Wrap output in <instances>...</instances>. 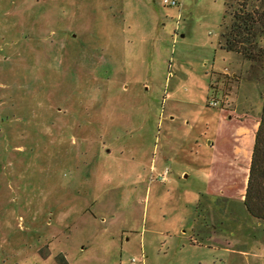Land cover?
<instances>
[{"label":"rangeland","instance_id":"374dc122","mask_svg":"<svg viewBox=\"0 0 264 264\" xmlns=\"http://www.w3.org/2000/svg\"><path fill=\"white\" fill-rule=\"evenodd\" d=\"M163 1L0 0V264H264L243 206L264 82L220 48L262 0L225 21L227 0ZM223 108L250 128L210 148ZM215 157L239 194L195 227Z\"/></svg>","mask_w":264,"mask_h":264},{"label":"trees","instance_id":"16d2710c","mask_svg":"<svg viewBox=\"0 0 264 264\" xmlns=\"http://www.w3.org/2000/svg\"><path fill=\"white\" fill-rule=\"evenodd\" d=\"M230 1L226 2L224 21L229 16ZM250 7L252 9L244 7L235 12L233 23L221 33L220 48L225 52L241 56L250 64L252 69L250 73L264 82V0L258 6L250 5ZM205 196L207 195L202 194L198 203L195 227L200 220L204 223L202 228H205L208 223L201 200ZM243 206L252 218L264 226V97ZM196 234V241L207 244L204 241L206 237L201 235V231Z\"/></svg>","mask_w":264,"mask_h":264},{"label":"crops","instance_id":"0c3cea01","mask_svg":"<svg viewBox=\"0 0 264 264\" xmlns=\"http://www.w3.org/2000/svg\"><path fill=\"white\" fill-rule=\"evenodd\" d=\"M222 112H223V119H224L223 125L226 124L225 126L228 127L227 131L229 132L230 136L228 137V136H225V134H220L221 132H219L218 134H215V136L212 138L215 141L214 140H213L214 142L208 141V146L210 148L219 149L221 147V141L227 140V139H232V138L237 139L240 137L239 134L243 131L244 126L246 127L247 130L250 128L249 125H245L243 122L238 121L235 118H232V114L228 113L226 108H223ZM259 124H260V121L255 126L256 130H254L255 128L254 129L251 128L252 131H254L253 133H255V136H256V132L258 130ZM207 135H209L208 136L209 138L213 136V135L210 136V133H208ZM227 144L228 143H226V145ZM227 146L229 147L231 145L228 144ZM220 150H222V152L224 154L226 153V151H224V150H226V148L220 149ZM251 158H252V155L249 154L245 160V155H244V162L246 164V168H245L246 171L244 173V176H246V177L247 176L249 177L248 173L250 171ZM218 162H220V163H218ZM221 162H223V161H220V159H217L215 157V159L213 160L211 165H208L210 167V169L208 170V175L210 177L209 178L210 181L208 182V185H207V188H206L204 194H206V195L211 194V196H214L215 198H221L224 195L238 197L239 192L238 193H236V192L231 193L232 191L229 190L228 188H226V186L224 187V186H222V184L220 185L217 183L226 181V179H228L229 181L235 182L236 176L239 174V171H242V169H244V167H243V165L238 164L236 162V163H232L228 166L225 164V167L222 168L221 167L222 165H220ZM240 168H241V170H240ZM213 182L215 184H213ZM246 182H248V180H246ZM245 193H246V186H245Z\"/></svg>","mask_w":264,"mask_h":264},{"label":"built area","instance_id":"2783aa9c","mask_svg":"<svg viewBox=\"0 0 264 264\" xmlns=\"http://www.w3.org/2000/svg\"><path fill=\"white\" fill-rule=\"evenodd\" d=\"M163 2L165 5H170V6H177L178 5L177 1H175V0H164ZM209 106L210 107H218L219 103H218V101L213 99L210 101ZM166 174H167V171H166ZM165 180H166V177L164 175L162 178V181H165ZM137 262H138L137 259H132V263H137Z\"/></svg>","mask_w":264,"mask_h":264}]
</instances>
